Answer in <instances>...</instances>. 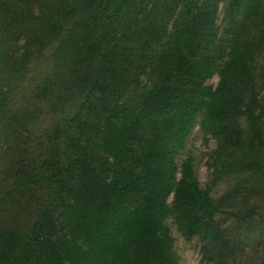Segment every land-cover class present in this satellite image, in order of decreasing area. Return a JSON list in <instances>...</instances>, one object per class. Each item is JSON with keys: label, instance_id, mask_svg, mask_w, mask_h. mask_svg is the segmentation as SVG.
Returning a JSON list of instances; mask_svg holds the SVG:
<instances>
[{"label": "trees", "instance_id": "1", "mask_svg": "<svg viewBox=\"0 0 264 264\" xmlns=\"http://www.w3.org/2000/svg\"><path fill=\"white\" fill-rule=\"evenodd\" d=\"M263 176L264 0H0V264H264Z\"/></svg>", "mask_w": 264, "mask_h": 264}, {"label": "rangeland", "instance_id": "2", "mask_svg": "<svg viewBox=\"0 0 264 264\" xmlns=\"http://www.w3.org/2000/svg\"><path fill=\"white\" fill-rule=\"evenodd\" d=\"M218 81L219 78L214 77L208 83L216 86ZM205 139L206 137L204 133L197 125L193 130L186 149L182 152L180 158H178V162L180 163L188 156L189 153H191L195 157L196 172L202 187H206L211 184V178L208 169L209 154L217 147V142L214 138L208 137V142H206ZM262 186L264 191V176L262 180ZM227 189L228 183H218L216 186H214L213 189L214 197L222 196ZM228 206L230 210L236 209V207L234 206V202H230ZM238 209L244 211V209L241 207H239ZM168 225L172 229L173 236L176 239L175 247L180 257V264H205L202 262L200 241L198 239L186 241L178 232L173 221L169 220Z\"/></svg>", "mask_w": 264, "mask_h": 264}]
</instances>
